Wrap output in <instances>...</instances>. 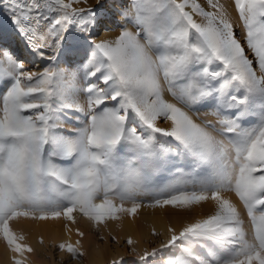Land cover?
Segmentation results:
<instances>
[{
  "label": "snow or ice",
  "instance_id": "snow-or-ice-1",
  "mask_svg": "<svg viewBox=\"0 0 264 264\" xmlns=\"http://www.w3.org/2000/svg\"><path fill=\"white\" fill-rule=\"evenodd\" d=\"M0 3L10 14V28L0 24V241L11 264L36 251L22 221H64L55 248L72 264L85 255V233L72 241L77 215L98 228L142 207L205 204L210 214L169 224L159 249L137 253L129 236L132 259L112 264H156L161 250L166 264H264V0H205L207 10L126 0L130 27L111 39L94 38L106 25L80 7L87 0ZM36 57L42 71L27 67ZM201 109L215 120L198 122Z\"/></svg>",
  "mask_w": 264,
  "mask_h": 264
},
{
  "label": "bare ground",
  "instance_id": "bare-ground-1",
  "mask_svg": "<svg viewBox=\"0 0 264 264\" xmlns=\"http://www.w3.org/2000/svg\"><path fill=\"white\" fill-rule=\"evenodd\" d=\"M120 1V0H118ZM205 2V1H204ZM202 6H204V3ZM226 6H230L232 0H221ZM206 7V6H204ZM108 10L109 17L105 20L103 19L104 31L102 35L98 39H111L116 36L113 34V31L117 28L118 24L122 26H129L125 18L121 15L125 9H121L116 0H114ZM207 10V7H206ZM231 14L233 12L230 8ZM111 28V29H108ZM19 51H21L25 56L26 52H23V44L19 41L16 42L15 45ZM31 59V58H30ZM27 63V62H26ZM36 68L41 69L43 65L40 63L38 57L34 58V63ZM166 98L171 99L170 96L166 93ZM210 112V111H209ZM202 114V113H201ZM203 115V114H202ZM204 118H208L210 120H215V117L209 115L208 113L203 115ZM195 118V117H194ZM199 122V120H198ZM172 179L167 175H161L156 177L157 183H164L168 180ZM228 198L232 199L233 202L237 203L238 207L242 212V216L245 220V229L246 231L251 233V225L248 222L247 216L243 210L242 205L239 204L237 198L234 194H225ZM212 211L211 204H205L203 207H195L192 212H176L173 211L170 207L165 210L160 209H151L142 207L138 210L135 216H127L124 215L121 220L117 223L116 221H108L107 228L109 231L116 233L118 238H124L125 236H131L134 240L137 241L135 247L141 246V241L143 237H153L151 235L152 228H155L161 236L165 239L167 236L166 227L171 224L179 230L183 224L190 222L194 219L201 218L202 216L210 214ZM80 220L84 222H89L86 218H83L79 215L76 216ZM17 231H24L25 235L28 238V242L32 244V246L36 249L35 252L39 249H45L47 244L50 242L52 245L55 243L67 239V234L65 227L60 225L59 222L56 221H47V222H32V221H22L20 224L15 226ZM40 237H43L45 240V244H39ZM72 241L74 242L73 233H72ZM35 252L31 255V259L35 257ZM113 253H109L108 256L104 257L103 252L97 247H93L89 250L87 259H85L86 264H107L110 263L113 259ZM10 253L7 252L4 243L0 241V264H11Z\"/></svg>",
  "mask_w": 264,
  "mask_h": 264
},
{
  "label": "rangeland",
  "instance_id": "rangeland-1",
  "mask_svg": "<svg viewBox=\"0 0 264 264\" xmlns=\"http://www.w3.org/2000/svg\"><path fill=\"white\" fill-rule=\"evenodd\" d=\"M114 0H87L86 4L80 5V7L84 8H92L96 9L98 13L100 14L101 19H107L109 17L108 10L110 9V5ZM117 3L119 4L121 9H125L122 7V4H126V0H116ZM205 0H198V2L203 4ZM205 3V2H204ZM97 5H102L101 8L97 9ZM206 6V4H204ZM233 19H236V13L233 12L232 15ZM10 20V14L7 9V7L4 6L3 3H0V24H3V26L8 29L10 28L9 24ZM122 25L118 24L117 28L113 31V34L118 35L120 30H121ZM235 32L237 35V38L241 40L243 43L244 37H245V31L244 29L239 25L236 24L235 26ZM111 29V28H108ZM104 31V27L99 28L100 36L102 35ZM99 36V37H100ZM99 37H94L98 39ZM246 48V54L249 55L251 58V53L250 50ZM19 51V50H18ZM44 66V65H43ZM64 64H61V67H64ZM27 67L31 71H42L43 67L41 69L36 68L35 64H27ZM211 111L210 109H201L198 113V120H204L208 118H204V114L209 113ZM203 115H202V114ZM161 126H167L166 124H161ZM70 127V125H69ZM75 215V214H74ZM246 215V213H245ZM77 223L76 224H69L70 227L73 229V238L74 240L78 239L75 235V229L79 228L81 231L85 233L83 239H82V246H83V251L85 252L84 257L79 260V261H72V264H86V260L89 250L92 249L94 246L100 249L103 252L104 257L108 256L109 253H113V259H119L120 257H124L125 260H131L132 256L130 255L129 248L130 246L127 245L126 240L129 236H125L124 238H118L117 237V232L113 233L108 230L107 224L101 225L98 228L94 226L91 222H84L77 218ZM59 222L60 225L64 226L65 222L64 221H56ZM119 223L118 221H116ZM102 237V239H101ZM113 237H115V240H113ZM164 240L162 236L159 238L157 237H143L141 241V246L136 247L137 253L142 254V252L145 249H148L149 251L151 250L152 247H156L159 249L160 243ZM168 258V250H161L158 252L157 257L152 258L155 259L156 264H166V260ZM68 260V257L66 254L59 253L56 248H55V243L52 245L50 242L47 244V247L45 249H39L37 252H35V257L34 260L33 258H30V264H65V262ZM112 261L107 264H112Z\"/></svg>",
  "mask_w": 264,
  "mask_h": 264
}]
</instances>
